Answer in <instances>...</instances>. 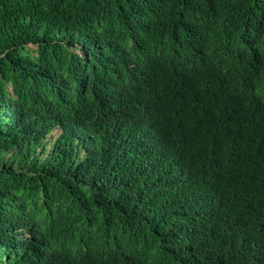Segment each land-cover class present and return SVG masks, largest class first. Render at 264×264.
Segmentation results:
<instances>
[{"label":"trees","instance_id":"trees-1","mask_svg":"<svg viewBox=\"0 0 264 264\" xmlns=\"http://www.w3.org/2000/svg\"><path fill=\"white\" fill-rule=\"evenodd\" d=\"M0 264H264V0H0Z\"/></svg>","mask_w":264,"mask_h":264},{"label":"rangeland","instance_id":"rangeland-1","mask_svg":"<svg viewBox=\"0 0 264 264\" xmlns=\"http://www.w3.org/2000/svg\"><path fill=\"white\" fill-rule=\"evenodd\" d=\"M60 133V129L57 127L55 129H53L49 134H48V138H51L52 140H54V138ZM51 143H48L47 146L49 147Z\"/></svg>","mask_w":264,"mask_h":264}]
</instances>
